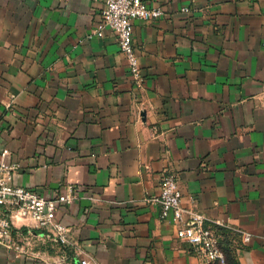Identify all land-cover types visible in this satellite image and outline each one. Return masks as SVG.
Listing matches in <instances>:
<instances>
[{
  "label": "crops",
  "instance_id": "0c3cea01",
  "mask_svg": "<svg viewBox=\"0 0 264 264\" xmlns=\"http://www.w3.org/2000/svg\"><path fill=\"white\" fill-rule=\"evenodd\" d=\"M144 1L165 15L133 21L138 87L112 30L83 40L105 0H0V162L15 185L77 194L55 213L67 245L14 217L0 264H208L147 200L167 172L234 228L239 264H264V0Z\"/></svg>",
  "mask_w": 264,
  "mask_h": 264
},
{
  "label": "built area",
  "instance_id": "2783aa9c",
  "mask_svg": "<svg viewBox=\"0 0 264 264\" xmlns=\"http://www.w3.org/2000/svg\"><path fill=\"white\" fill-rule=\"evenodd\" d=\"M184 12L191 8L184 7ZM165 15L161 7H150L144 0H105L100 19L85 38H103L106 30H112L124 54L134 84L142 87L145 75L139 61V54L133 42V21L141 19L152 21ZM82 40V41H83ZM16 95L11 94L6 109L14 111ZM18 163L0 162V244L12 246V233L16 220L30 219L41 236L59 245L69 243V229L55 217L59 207L72 203L76 198L73 186H68L66 193H59L53 198L45 197L34 189L13 184V177L18 171ZM93 198V197H91ZM147 200L159 204L161 218L172 214L177 224V236L188 242L196 255L206 263L226 264L227 257L223 250L222 235L218 228L234 229L220 220H213L202 213L183 205V194L175 173L167 172L162 176V191ZM31 231V230H30ZM244 242H250V232L238 230ZM81 264H97L90 258H83Z\"/></svg>",
  "mask_w": 264,
  "mask_h": 264
},
{
  "label": "trees",
  "instance_id": "16d2710c",
  "mask_svg": "<svg viewBox=\"0 0 264 264\" xmlns=\"http://www.w3.org/2000/svg\"><path fill=\"white\" fill-rule=\"evenodd\" d=\"M218 230L222 235L221 244H222L223 250L225 251V254L227 257L226 264H239L235 256L232 254L231 249L225 244V241H224V235H226L227 232H230V230L226 228H218Z\"/></svg>",
  "mask_w": 264,
  "mask_h": 264
}]
</instances>
